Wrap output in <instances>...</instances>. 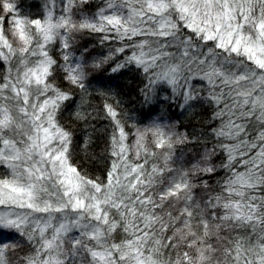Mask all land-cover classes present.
Segmentation results:
<instances>
[{
    "label": "snow or ice",
    "instance_id": "snow-or-ice-1",
    "mask_svg": "<svg viewBox=\"0 0 264 264\" xmlns=\"http://www.w3.org/2000/svg\"><path fill=\"white\" fill-rule=\"evenodd\" d=\"M91 3L33 18L0 0V264H264V0ZM133 70L148 122L127 131L105 100L111 162L89 178L72 162L84 94ZM168 89L207 127L153 117Z\"/></svg>",
    "mask_w": 264,
    "mask_h": 264
},
{
    "label": "trees",
    "instance_id": "trees-1",
    "mask_svg": "<svg viewBox=\"0 0 264 264\" xmlns=\"http://www.w3.org/2000/svg\"><path fill=\"white\" fill-rule=\"evenodd\" d=\"M96 2L97 0H92L91 11H95ZM15 3L19 5V11L22 15H31L33 18H36L43 14L44 0H15ZM0 15H4L2 9H0ZM5 28L7 29V25H5ZM81 43L85 44V46L97 45V50H101L98 47V35L85 37ZM112 46L115 47L116 45L113 44ZM102 50L106 52L107 48ZM107 75L105 73V77ZM142 79V76L135 70L125 71L122 74H112L111 80L104 86L103 90L114 93L113 96L101 97L96 91H93L91 96L87 93L84 94V100L82 102L84 112H91L92 117L89 120L87 128L83 121L73 122L75 144L72 162L89 178L96 179L100 177L103 179L111 162L108 152V141L113 130V124L110 119L104 118L103 103L105 100L113 104L114 107L118 104L117 110L120 114L119 118L125 124L127 131L131 132L133 130L132 126L134 123L140 124L148 122L147 119L141 121V115L144 109L142 107V97L139 93V88L143 86ZM99 87L97 84L92 86L93 89H99ZM159 95L161 102L155 105L152 112L153 117L179 120L180 131L187 129L189 132H193L207 127L205 121L207 113L210 110L195 103L188 110H182L176 105L170 106V102L163 100V97L171 96L170 89L161 91ZM77 102L81 103L79 96ZM178 103L179 101H177ZM70 119L69 112H65L61 118V123L67 124ZM86 136L90 138V142L87 145H85ZM189 146L193 147L191 145ZM187 147L185 146V151L188 150ZM0 171L3 170L0 169Z\"/></svg>",
    "mask_w": 264,
    "mask_h": 264
},
{
    "label": "rangeland",
    "instance_id": "rangeland-1",
    "mask_svg": "<svg viewBox=\"0 0 264 264\" xmlns=\"http://www.w3.org/2000/svg\"><path fill=\"white\" fill-rule=\"evenodd\" d=\"M5 25H7V20H6V22H5ZM8 26V25H7ZM190 146H188L187 148H189ZM117 238L119 239L120 237L119 236H117Z\"/></svg>",
    "mask_w": 264,
    "mask_h": 264
}]
</instances>
